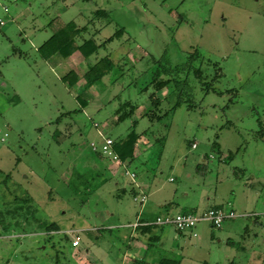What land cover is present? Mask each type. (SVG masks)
Masks as SVG:
<instances>
[{"label":"rangeland","instance_id":"obj_1","mask_svg":"<svg viewBox=\"0 0 264 264\" xmlns=\"http://www.w3.org/2000/svg\"><path fill=\"white\" fill-rule=\"evenodd\" d=\"M0 19V264H121L126 252L264 264V0H0ZM69 21L88 26L76 44L102 45L58 65L38 47ZM105 56L111 68L87 86ZM170 78L177 90L152 83ZM126 100L138 108L117 121ZM135 119L136 155L118 166L102 141L123 140ZM222 205L236 216L219 227L131 236L148 216Z\"/></svg>","mask_w":264,"mask_h":264},{"label":"trees","instance_id":"obj_2","mask_svg":"<svg viewBox=\"0 0 264 264\" xmlns=\"http://www.w3.org/2000/svg\"><path fill=\"white\" fill-rule=\"evenodd\" d=\"M94 15H95V18L106 17L108 19L107 23L112 22V19L109 17V15H110L109 12L105 9H97L94 12ZM87 27L88 26L80 27L74 21H69L68 23L65 24L64 27H62V29H60L59 31H56L44 43H42L38 47V51L45 58H50L55 54H59L60 56H62L64 58H68L77 50H80L85 57H89L95 51H97L98 48L102 44H99L92 37L85 39L80 44L75 43L74 38L78 35V33L82 29H87ZM123 31H124L123 29L120 30V32H123ZM116 34H118V33H115V35ZM115 35H111L106 40L107 41L113 40L115 38ZM20 55H22V53ZM112 62L113 61L108 56H105V57L101 58L98 62H96L95 64L91 65V67L85 73V78L87 79L86 85L91 86L99 78L104 76L106 74V72L111 68ZM197 68L198 69L195 70V74L197 76H199V75L201 76L202 70L200 67H197ZM62 79H69L71 85H74L78 82V77L73 71H70L68 74L64 75L62 77ZM171 82L174 83V85L176 87L175 89L177 90L178 85H177L176 81H174L171 78L167 79V80L160 79L157 81H152L154 87L157 90L163 89L164 87H166ZM151 98H152V100H151L152 106H150L151 108L160 106V104L162 102V99L160 97L152 96ZM182 103L183 102L181 101V98H178L177 101L175 102L173 108L180 106ZM137 108H138V105L135 104L134 102H132L131 100H126V101L121 102L115 111V114L117 115V121H124L127 118L131 117L132 115H134ZM153 109H148V111H146L147 114H150V112ZM150 115L153 116V114H150ZM136 125H137V120L135 119L133 121V126H132L133 128L127 134V136L123 140L116 141L114 143V146H113L115 152L117 153V155L120 159V161L126 162V165H125L126 167L129 165L130 161L133 160V158L136 155L135 154L136 153V145H137L138 140L141 136V134L138 133L135 129ZM216 207H218V206H216ZM220 208H224L223 205ZM154 227H157V225L156 224H146V225H140V226L138 225L137 229L143 234H147V233L151 234L150 235L151 239H156V238H159V236L152 234ZM134 264H141V262L136 261ZM156 264H177V262H175V261L170 262V260L164 258L162 260H159L158 263H156Z\"/></svg>","mask_w":264,"mask_h":264},{"label":"built area","instance_id":"obj_3","mask_svg":"<svg viewBox=\"0 0 264 264\" xmlns=\"http://www.w3.org/2000/svg\"><path fill=\"white\" fill-rule=\"evenodd\" d=\"M7 10V7L5 8ZM0 23H3V20L0 19ZM114 139L107 136L104 137L102 144H101V150L103 155L112 158L118 166L126 165V162H121L117 153L114 150ZM196 143L192 144V147H196ZM92 146L94 147L95 150L98 148L96 147V144L92 143ZM125 173L127 175H130L132 178L136 176L134 172H129L128 170H125ZM139 199V198H138ZM142 201L145 200V197L140 198ZM229 207L231 206V203H228ZM236 213L232 210L229 209L227 210L226 208H210L208 210H205L203 212H195V211H189V212H178L175 215H165V216H158L153 224L156 225H164V224H172L174 225L179 231L185 230V229H190L193 230L194 227L197 225L198 222L200 221H207L211 223V225L219 227L223 223V221L226 218H231L235 217ZM146 224H151L148 222H139L134 224V227H137L138 225H146ZM195 234V232H194ZM73 245L74 246H79L81 243V237L80 236H75L73 239Z\"/></svg>","mask_w":264,"mask_h":264},{"label":"crops","instance_id":"obj_4","mask_svg":"<svg viewBox=\"0 0 264 264\" xmlns=\"http://www.w3.org/2000/svg\"><path fill=\"white\" fill-rule=\"evenodd\" d=\"M2 26H6V23L5 22H3V23H0ZM8 25V24H7ZM74 54H75V52H74ZM74 54H72V55H74ZM70 57H72V56H70ZM70 57H68V58H64V57H62L61 56V58H59L58 60H57V64L58 65H63V64H66V61L70 58ZM136 149H137V146H136ZM136 154V153H135ZM135 178V177H134ZM139 186V185H138ZM145 197V200H141L140 198L141 197ZM139 199H138V197H136L135 196V199L136 200H140V202L141 203H144L145 201H146V199H147V197H146V195L145 194H143ZM231 201H228L227 203H230ZM218 204V203H217ZM187 212V211H186ZM189 212V211H188ZM149 217V216H148ZM148 217L147 218H145V219H147V220H143L142 222H148V223H151V224H153V222H151V221H149L148 220ZM158 217V216H157ZM156 217V218H157ZM139 223V222H138ZM134 224H136V223H134ZM112 226H114V225H112ZM134 226V225H133ZM140 226V225H139ZM139 232V230L137 229V227L134 229V230H132V232H131V236H132V238H135L136 236H135V234H133V232ZM155 235H157V234H155ZM150 238V237H149ZM81 241H82V239H81ZM140 241V240H139ZM141 245H144L143 243H141ZM130 246V245H129ZM127 254V255H126ZM125 255H126V259L124 258L122 261H121V264H134L136 261H140L141 262V264H152V263H154V260H150V259H145V258H137V257H132L131 255H130V252H126L125 253ZM150 260V261H149ZM143 261V262H142ZM158 262V261H157Z\"/></svg>","mask_w":264,"mask_h":264}]
</instances>
